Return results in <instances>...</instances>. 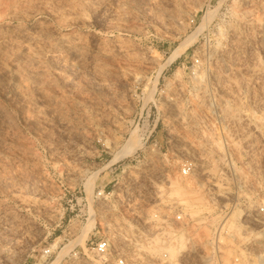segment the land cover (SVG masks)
Here are the masks:
<instances>
[{
    "label": "rangeland",
    "instance_id": "374dc122",
    "mask_svg": "<svg viewBox=\"0 0 264 264\" xmlns=\"http://www.w3.org/2000/svg\"><path fill=\"white\" fill-rule=\"evenodd\" d=\"M261 207L264 0H0V264H101L90 210L141 264H264Z\"/></svg>",
    "mask_w": 264,
    "mask_h": 264
},
{
    "label": "built area",
    "instance_id": "2783aa9c",
    "mask_svg": "<svg viewBox=\"0 0 264 264\" xmlns=\"http://www.w3.org/2000/svg\"><path fill=\"white\" fill-rule=\"evenodd\" d=\"M193 24V20L190 22ZM182 175H187L189 173V168H182ZM94 199L99 201L104 199L105 191H98L94 196ZM80 201L87 205L86 198H80ZM259 212L264 213V207L259 208ZM154 219L157 215L153 216ZM156 221V220H155ZM153 221V223L155 222ZM183 221L182 214H175L172 218L166 216H160L158 214V241L164 243L167 240L169 232H172L175 228V224H180ZM87 223V219L84 221V225ZM96 222L92 224L90 230V236L85 240L84 246L88 247L93 256L101 264H141L142 260L140 256L130 255L128 253V246L130 245V239L124 238L120 235L121 230L111 228L106 224L105 228H102L103 224L98 222L100 229L97 228ZM71 233L68 230V235ZM119 236V237H117ZM116 240V241H115ZM52 251L50 248L42 250V255L45 258L50 257ZM186 256L179 255L174 261L169 260L168 254L164 251H158V264H186Z\"/></svg>",
    "mask_w": 264,
    "mask_h": 264
},
{
    "label": "bare ground",
    "instance_id": "6f19581e",
    "mask_svg": "<svg viewBox=\"0 0 264 264\" xmlns=\"http://www.w3.org/2000/svg\"><path fill=\"white\" fill-rule=\"evenodd\" d=\"M193 39V38H192ZM189 41H191V40H189ZM188 41V42H189ZM63 44V43H62ZM182 47V46H181ZM185 47V46H184ZM66 48V51L68 52V53H73V52H71V48L69 47V46H66L65 47ZM184 49V48H183ZM177 51V50H176ZM181 52V50L179 51V49H178V54ZM176 53V52H175ZM74 54V53H73ZM178 54H176V56L178 55ZM173 56H175V55H173ZM173 58V57H172ZM133 135V134H132ZM133 137V136H132ZM138 139V138H137ZM139 141V140H138ZM138 141H134V139L132 140V139H130L128 142H127V144H126V147H124V150H122V152H124L125 151V153L124 154H127L129 151H134L133 149H135V147L137 148V146H138V144H139V142ZM127 152V153H126ZM206 163V162H205ZM203 165H204V162H203V160H201L199 157H197L196 158V172H197V175L199 176V177H201V178H204V179H206L208 182H209V186H210V190L212 191V190H214V189H217V187H216V184L215 183H213L212 182V176H211V174L209 173V171H207L206 170V168H205V166L203 167ZM211 195V197L214 199H216L217 198V196H216V194L215 193H211L210 194ZM93 211H91L90 210V213H89V222H90V226H92V223L94 222V216H93ZM230 226V225H229ZM231 227V226H230ZM229 228V227H228ZM91 229V228H90ZM88 231V230H87ZM172 236V235H171ZM79 239H81V238H79ZM171 239V238H170ZM78 241V240H77ZM181 241H182V238H180L179 239V242L181 243ZM82 242V241H81ZM76 245H77V243H75ZM78 244H81V243H78ZM83 245H84V243H82ZM81 246V245H80ZM168 254V253H167ZM169 256V255H168ZM60 260V259H59ZM57 259L56 260H54L53 262H51L50 264H57ZM259 263V262H258ZM257 264V263H256ZM260 264V263H259ZM262 264V263H261Z\"/></svg>",
    "mask_w": 264,
    "mask_h": 264
}]
</instances>
